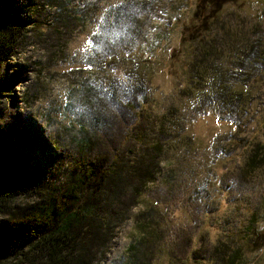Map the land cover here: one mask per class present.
I'll return each mask as SVG.
<instances>
[{
  "label": "trees",
  "instance_id": "obj_1",
  "mask_svg": "<svg viewBox=\"0 0 264 264\" xmlns=\"http://www.w3.org/2000/svg\"><path fill=\"white\" fill-rule=\"evenodd\" d=\"M250 1L193 0L182 23L177 14L169 16L160 31L142 33L138 39L133 35L140 20L135 8L114 15L108 26L112 34H105L98 45L96 61L101 68L114 63L116 57L106 63L103 49L123 44L120 56L134 80L124 86L122 97L115 84H90L84 90L88 101L100 106L103 128L110 134L119 129L121 138L117 143L87 138L86 158L91 157L82 178L75 177L64 189L43 190L49 175L11 159L17 145L18 150L25 145L12 134L0 137V214L16 216L0 223V264H95L115 237V222L126 221L132 207L140 210L132 221L129 264H243L237 229L229 230L226 240L218 236L212 246L191 250L181 260L164 242L167 217L145 195L163 174V164L172 168L192 157L187 124L207 109L236 131L251 132L245 156L234 162L233 172L244 176L264 167V13H259L264 12V0L258 9ZM11 9L10 0H0V88L17 38ZM65 18L68 28L79 16ZM157 74L171 79L173 86L161 111L151 115L147 107L157 105L151 98ZM133 92L134 98H128ZM106 99L111 101L109 112ZM32 194L38 198L34 206L17 208V198ZM20 208L28 210L17 217ZM257 236L245 242L258 249L262 243Z\"/></svg>",
  "mask_w": 264,
  "mask_h": 264
},
{
  "label": "rangeland",
  "instance_id": "obj_2",
  "mask_svg": "<svg viewBox=\"0 0 264 264\" xmlns=\"http://www.w3.org/2000/svg\"><path fill=\"white\" fill-rule=\"evenodd\" d=\"M10 1V17L16 25L17 38L13 55L5 63V80L0 88V137L12 134L13 139L25 145L21 150L17 145L11 159L25 161L29 171L37 169L42 175H49L43 190L64 189L75 177L82 178L86 170L91 157L86 158L87 138L114 143L121 138L119 129L110 134L103 128L100 106L88 101L84 90L90 84L105 88L115 84L122 97L124 86L134 80L127 76V64L120 56L123 44L103 49L106 63L116 57L114 63L101 68L96 61L98 45L106 35L108 38L112 34L108 26L114 23V15L120 9L135 8L140 20L135 22L133 35L138 39L142 33L150 36L160 31L169 16L177 14L182 23L188 18L193 0ZM261 1L250 3L258 9ZM73 13L79 18L67 28L65 16ZM133 49L138 51L139 41ZM152 84L151 98L157 105L151 102L147 108L155 115L161 111L165 93L171 92L173 82L157 74ZM131 96L134 92L128 98ZM105 102L109 112L111 101ZM102 115L107 116V112ZM186 131L192 137L193 150L189 151L192 157L172 168L163 164V174L145 195L167 217L166 247L175 250L181 260L186 259L189 251L199 247L205 250L218 236L226 240L229 230L236 232L237 229L240 231L237 244L243 247V264H264V167L244 176L233 172L234 162L245 156L246 137L251 132L236 131L212 109L190 118ZM104 148L110 149L108 142ZM37 201L32 194L17 198L15 204L17 208L34 206ZM24 208L18 209L17 217L27 212L28 208ZM139 210L132 207L126 221L115 222V237L95 264H129L127 248L131 244L133 217ZM13 218L16 216L10 212L0 214V223ZM255 235L262 243L258 249L245 242Z\"/></svg>",
  "mask_w": 264,
  "mask_h": 264
}]
</instances>
